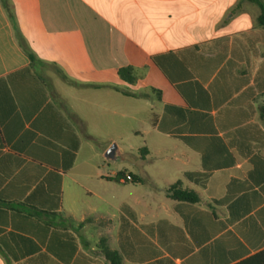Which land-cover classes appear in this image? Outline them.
Returning a JSON list of instances; mask_svg holds the SVG:
<instances>
[{
	"label": "crops",
	"instance_id": "obj_1",
	"mask_svg": "<svg viewBox=\"0 0 264 264\" xmlns=\"http://www.w3.org/2000/svg\"><path fill=\"white\" fill-rule=\"evenodd\" d=\"M260 14L251 0H0V264H111L103 245L123 264L264 250ZM177 183L200 200L172 199Z\"/></svg>",
	"mask_w": 264,
	"mask_h": 264
},
{
	"label": "trees",
	"instance_id": "obj_2",
	"mask_svg": "<svg viewBox=\"0 0 264 264\" xmlns=\"http://www.w3.org/2000/svg\"><path fill=\"white\" fill-rule=\"evenodd\" d=\"M255 2L261 9V14L258 18L259 25L264 28V2L263 0H251ZM5 7L8 5L4 2ZM31 59L34 57L30 55ZM120 76L122 79L128 82L135 81L134 69L131 67L123 68L120 70ZM262 116L264 117V106L262 107ZM168 194L172 199L179 201L198 202L200 200L199 195L194 191L185 190L181 187L180 183L172 185L168 189ZM103 251L111 264H123L120 254L111 250L107 245H103ZM236 264H264V250L236 263Z\"/></svg>",
	"mask_w": 264,
	"mask_h": 264
},
{
	"label": "water",
	"instance_id": "obj_3",
	"mask_svg": "<svg viewBox=\"0 0 264 264\" xmlns=\"http://www.w3.org/2000/svg\"><path fill=\"white\" fill-rule=\"evenodd\" d=\"M119 154L118 147L116 144H113L105 153V158L107 160H115Z\"/></svg>",
	"mask_w": 264,
	"mask_h": 264
},
{
	"label": "rangeland",
	"instance_id": "obj_4",
	"mask_svg": "<svg viewBox=\"0 0 264 264\" xmlns=\"http://www.w3.org/2000/svg\"><path fill=\"white\" fill-rule=\"evenodd\" d=\"M264 1V0H263ZM138 141H140V140H138Z\"/></svg>",
	"mask_w": 264,
	"mask_h": 264
}]
</instances>
